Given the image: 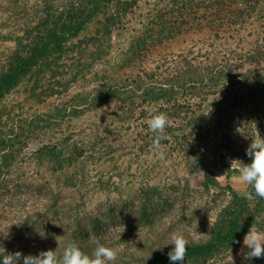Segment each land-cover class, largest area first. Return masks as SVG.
<instances>
[{"label": "rangeland", "instance_id": "374dc122", "mask_svg": "<svg viewBox=\"0 0 264 264\" xmlns=\"http://www.w3.org/2000/svg\"><path fill=\"white\" fill-rule=\"evenodd\" d=\"M70 1L0 0V75L17 50L23 53L17 44L26 42L25 32ZM170 10L161 0H114L0 97V140L9 146L0 154V245L7 252L60 256L75 241L91 254L99 242L117 248L113 264H146L171 247L173 232L188 244L208 240L234 196L245 195L248 185L227 149H247L257 132L264 137V95L254 90L264 87V73L248 75L257 69L246 65L215 87L184 90L178 109L163 105L176 115L168 119L170 140L162 142L167 163L156 157L154 137L145 140L152 107L131 106L126 92L113 90L172 65L178 39L148 42L159 17L171 22ZM256 24L249 21L251 31ZM67 141L80 150L77 164L53 170L40 159L44 147ZM252 227L264 232V209ZM243 240L185 264H264L245 259Z\"/></svg>", "mask_w": 264, "mask_h": 264}, {"label": "trees", "instance_id": "16d2710c", "mask_svg": "<svg viewBox=\"0 0 264 264\" xmlns=\"http://www.w3.org/2000/svg\"><path fill=\"white\" fill-rule=\"evenodd\" d=\"M161 1L171 6V22L159 17V23H153V29L149 32L148 42L160 44L175 38L182 47L175 55V60L169 62L172 65L165 69V73L136 76L114 87L113 90L117 92H126L124 100L129 105L151 106L155 114L167 113L162 106L166 105L170 110L178 109L184 90L215 87L219 78L232 77L235 72L244 70L246 65L257 69L248 71V75L260 76L264 73V29L261 30L264 27V0ZM112 2L114 0H71L60 12L47 15L43 22L26 31V42L17 44L23 53L17 50L7 70L0 75V97L17 87L40 62L60 52L70 39L77 37L102 12H108ZM249 21L254 26L259 22V30L251 31ZM148 42L141 39L138 48L144 50ZM234 59L237 64L233 63ZM262 86L263 83H260L254 88L255 92L259 90L260 96L264 95ZM136 99L138 103L131 104ZM144 114L146 112H139L141 118ZM167 116L168 119L176 117L174 113ZM143 129L148 133L145 140L154 137L155 134L149 130L148 121ZM73 146L67 141L44 147L40 159L52 164L53 170L74 166L80 160V150ZM8 148V144L0 140V154ZM246 150L240 146L233 150L227 149L232 161L240 160L247 164L251 160L246 155ZM5 156L11 158L8 153ZM203 181L204 187L208 188L210 181ZM248 191H251L249 186L246 189ZM262 209L264 199L254 197L250 201L245 195L234 196L215 223L211 237L187 245L185 263L210 259L238 243L254 225V220ZM170 250L171 247L158 250L146 264H169L167 253ZM8 252L15 253L13 249Z\"/></svg>", "mask_w": 264, "mask_h": 264}, {"label": "clouds", "instance_id": "9594fccd", "mask_svg": "<svg viewBox=\"0 0 264 264\" xmlns=\"http://www.w3.org/2000/svg\"><path fill=\"white\" fill-rule=\"evenodd\" d=\"M168 122L166 113L155 114L148 121L149 130L155 134L151 147L156 157L165 163L167 154L163 150L162 141L170 140L166 133ZM246 155L250 158V163L232 161V166L234 163L238 166L239 180L251 189L245 193V198L250 201L254 197L264 199V137L258 132L251 139ZM170 241L171 250L167 253L169 264H185L188 240L182 233L173 232ZM243 244L248 249L245 253L246 260L264 258V232L251 227L244 236ZM117 255V248L99 242H96L95 248L88 254L82 251L75 241H71L64 247L60 256H57L56 250L41 251L38 255H22L19 251L10 253L0 245V264H113Z\"/></svg>", "mask_w": 264, "mask_h": 264}]
</instances>
